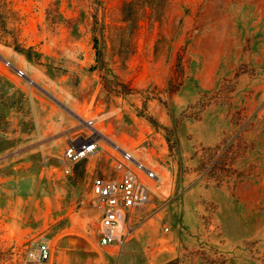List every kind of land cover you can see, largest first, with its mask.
Wrapping results in <instances>:
<instances>
[{
    "label": "rangeland",
    "instance_id": "rangeland-1",
    "mask_svg": "<svg viewBox=\"0 0 264 264\" xmlns=\"http://www.w3.org/2000/svg\"><path fill=\"white\" fill-rule=\"evenodd\" d=\"M0 54V264H264V0H0ZM87 120L156 173L123 245L108 144L64 172Z\"/></svg>",
    "mask_w": 264,
    "mask_h": 264
},
{
    "label": "built area",
    "instance_id": "built-area-1",
    "mask_svg": "<svg viewBox=\"0 0 264 264\" xmlns=\"http://www.w3.org/2000/svg\"><path fill=\"white\" fill-rule=\"evenodd\" d=\"M0 62L16 78L33 85L35 82L21 68L0 54ZM90 130L88 136L70 140L64 154V172L71 174L75 165L95 157L104 150L102 134L94 120L84 122ZM114 161L115 177H96L91 186L93 203L100 213L97 228L98 244L103 248L123 245L132 231L126 222L135 212L141 211L151 202L148 187L143 181L154 180L156 173L144 162L120 144L107 139ZM52 259V248L47 241H40L26 253L24 264H48Z\"/></svg>",
    "mask_w": 264,
    "mask_h": 264
},
{
    "label": "crops",
    "instance_id": "crops-1",
    "mask_svg": "<svg viewBox=\"0 0 264 264\" xmlns=\"http://www.w3.org/2000/svg\"><path fill=\"white\" fill-rule=\"evenodd\" d=\"M108 139V138H107ZM108 140H110V139H108ZM110 141H112V140H110ZM114 142V141H113ZM116 143V142H115Z\"/></svg>",
    "mask_w": 264,
    "mask_h": 264
}]
</instances>
